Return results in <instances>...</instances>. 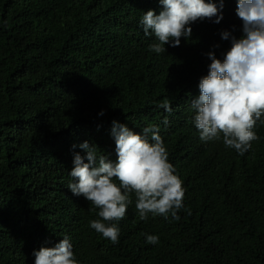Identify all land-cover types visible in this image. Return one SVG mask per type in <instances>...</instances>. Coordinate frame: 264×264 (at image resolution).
I'll return each mask as SVG.
<instances>
[{"label": "trees", "instance_id": "16d2710c", "mask_svg": "<svg viewBox=\"0 0 264 264\" xmlns=\"http://www.w3.org/2000/svg\"><path fill=\"white\" fill-rule=\"evenodd\" d=\"M223 2L219 24L197 21L156 54L139 21L159 14L158 0H0V264H34V250L64 235L79 264H264V126L240 156L200 141L192 123L205 54L230 47L221 31L242 35L237 0ZM114 120L159 126L187 209L142 221L132 195L115 245L89 227L99 209L67 188L73 144L116 160Z\"/></svg>", "mask_w": 264, "mask_h": 264}, {"label": "clouds", "instance_id": "9594fccd", "mask_svg": "<svg viewBox=\"0 0 264 264\" xmlns=\"http://www.w3.org/2000/svg\"><path fill=\"white\" fill-rule=\"evenodd\" d=\"M158 4L162 9L159 14L148 10L139 21L143 33L155 37L149 50L156 54L165 53V45L179 47L181 38H191L195 22L207 19L219 24L223 20V0H158ZM235 14L242 22V35H233L235 28L221 31V39L230 47L220 59L214 51L205 54L210 61L208 74L199 80V96L191 101V109L200 141L222 140L226 148L244 156L258 139L255 129L264 126V0H237ZM160 107L168 113L173 110L168 101ZM104 115L103 110L98 113ZM163 123L167 125L168 120ZM159 133L157 125L136 133L114 120L110 135L115 143V161L98 155V146L87 140L71 147L67 188L73 196L83 197L99 209L101 219L90 221L89 227L113 245L119 243V222L125 218L132 195L142 221L150 215L179 220L178 213L185 209L182 180L169 162ZM143 235L146 243L158 245V235ZM31 255L34 264H79L68 235L54 247H41Z\"/></svg>", "mask_w": 264, "mask_h": 264}]
</instances>
